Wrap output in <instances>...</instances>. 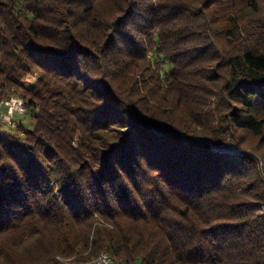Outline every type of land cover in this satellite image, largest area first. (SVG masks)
<instances>
[{
    "label": "trees",
    "instance_id": "1",
    "mask_svg": "<svg viewBox=\"0 0 264 264\" xmlns=\"http://www.w3.org/2000/svg\"><path fill=\"white\" fill-rule=\"evenodd\" d=\"M13 95L0 264H264V0H0Z\"/></svg>",
    "mask_w": 264,
    "mask_h": 264
},
{
    "label": "rangeland",
    "instance_id": "2",
    "mask_svg": "<svg viewBox=\"0 0 264 264\" xmlns=\"http://www.w3.org/2000/svg\"><path fill=\"white\" fill-rule=\"evenodd\" d=\"M12 100H15L17 103H21V106H22L23 110L25 109V111H23L22 113L21 112L20 113L13 112L11 115H9V112H7V109L9 107H11V101ZM24 107H25L24 101L19 95H13L12 97H10L8 99L0 100V133H2L3 131H9V132L15 133L17 128H18L17 126L19 124H21L23 126V128H25V129H32L33 120L29 114V112H31V110H28L26 107L25 108ZM3 116H5V117L9 116L12 119L14 126H9L7 124V122H5V119H3L4 118ZM17 132L19 133L20 138L23 137L19 131H17ZM252 145L253 144L248 143L247 147H249V150L255 151L256 154L260 153V151H258V149L257 150L254 149L252 147ZM254 147H255V145H254Z\"/></svg>",
    "mask_w": 264,
    "mask_h": 264
},
{
    "label": "built area",
    "instance_id": "3",
    "mask_svg": "<svg viewBox=\"0 0 264 264\" xmlns=\"http://www.w3.org/2000/svg\"><path fill=\"white\" fill-rule=\"evenodd\" d=\"M23 111L24 110L21 106V103H17L15 100L11 101V107L7 109V112H9V115H11L13 112L22 113ZM3 117H4L3 119H5V122H7L9 126H14L12 119L9 116H6V117L3 116ZM98 264H111V263H109V259L107 258V256L101 255V258L98 259Z\"/></svg>",
    "mask_w": 264,
    "mask_h": 264
},
{
    "label": "bare ground",
    "instance_id": "4",
    "mask_svg": "<svg viewBox=\"0 0 264 264\" xmlns=\"http://www.w3.org/2000/svg\"><path fill=\"white\" fill-rule=\"evenodd\" d=\"M101 255L107 256V258L109 259V263H111L110 257L107 254L102 253ZM101 255L95 260L94 264H98V259L101 258Z\"/></svg>",
    "mask_w": 264,
    "mask_h": 264
}]
</instances>
